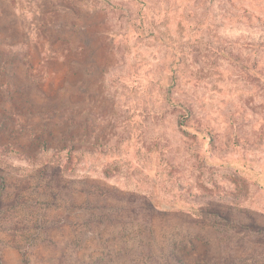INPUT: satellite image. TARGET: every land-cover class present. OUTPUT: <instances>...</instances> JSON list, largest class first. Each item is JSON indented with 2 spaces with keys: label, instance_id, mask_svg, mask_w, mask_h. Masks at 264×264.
Segmentation results:
<instances>
[{
  "label": "rangeland",
  "instance_id": "rangeland-1",
  "mask_svg": "<svg viewBox=\"0 0 264 264\" xmlns=\"http://www.w3.org/2000/svg\"><path fill=\"white\" fill-rule=\"evenodd\" d=\"M141 252L264 264V0H0V264Z\"/></svg>",
  "mask_w": 264,
  "mask_h": 264
},
{
  "label": "trees",
  "instance_id": "trees-1",
  "mask_svg": "<svg viewBox=\"0 0 264 264\" xmlns=\"http://www.w3.org/2000/svg\"><path fill=\"white\" fill-rule=\"evenodd\" d=\"M67 145H63L59 148L51 146L49 142L43 143V146L39 148V150H35L31 155L32 156H23L26 158V160H31L35 163H37L41 168L40 172L48 175V176H72L75 175V162L79 161L81 156L83 155L82 151L79 148H71V151L65 153L64 151L66 150ZM97 189V187H94ZM179 195V199H180ZM184 203V201H183ZM70 204L72 207H75L74 204L75 202L73 200H70ZM89 204V203H88ZM168 207L163 208L159 210L158 205L155 206L151 204V202H148V204H145V209L148 210L147 214L153 213V211H156L157 213L159 212H167V211H172L174 213L178 212H185V213H190V210H192V206L189 208H186V205L181 204L178 208L176 207L175 202L167 203ZM88 206V205H87ZM94 206V205H93ZM93 206L91 208H93ZM85 208V213H89L88 216H86V222H91L92 224H98L100 223L101 218L103 215L100 213V210L96 212L95 206L93 209ZM201 210V209H199ZM109 217H107L108 219ZM137 259L140 258V264H146L145 259L146 255L144 252H141L139 256L136 257ZM144 259V260H143Z\"/></svg>",
  "mask_w": 264,
  "mask_h": 264
}]
</instances>
